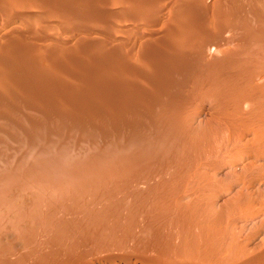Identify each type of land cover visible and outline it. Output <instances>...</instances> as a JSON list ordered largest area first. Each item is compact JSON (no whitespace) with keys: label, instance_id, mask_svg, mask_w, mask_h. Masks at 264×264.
<instances>
[{"label":"rangeland","instance_id":"1","mask_svg":"<svg viewBox=\"0 0 264 264\" xmlns=\"http://www.w3.org/2000/svg\"><path fill=\"white\" fill-rule=\"evenodd\" d=\"M0 58V264H264V0H0Z\"/></svg>","mask_w":264,"mask_h":264},{"label":"bare ground","instance_id":"2","mask_svg":"<svg viewBox=\"0 0 264 264\" xmlns=\"http://www.w3.org/2000/svg\"><path fill=\"white\" fill-rule=\"evenodd\" d=\"M60 6H61V5H60ZM133 12H134V11H133ZM100 13H101V12H100ZM193 32H194V31H193ZM251 35H252V34H251ZM254 36H255V35H254ZM181 37H182V36H181ZM260 37H261V36H260ZM251 38H252V37H251ZM251 38L249 37L248 39H247V38H246V39H247V41H248V40L251 39ZM252 39H253V38H252ZM252 39H251V40H252ZM243 40H244V39H243ZM253 40H254V39H253ZM258 40H259V39H258ZM183 41H184V40H183ZM187 45H188V44H187ZM11 47H12V46H11ZM178 47H179V46H178ZM135 50H136V49H135ZM184 50H185V49H184ZM171 51H172V50H171ZM186 52H187V51H186ZM177 53H178V52H177ZM181 53H185V52H181ZM60 54H61V53H60ZM114 54H116V53H114ZM114 54H113V55H114ZM185 54H186V53H185ZM57 55H58V54H57ZM78 55H79V54H78ZM170 55H172V54H170ZM179 55H180V54H179ZM54 56H55V55H54ZM118 56H119V53H118ZM120 56H121V55H120ZM120 56H119V57H120ZM123 56H124V55H123ZM109 57H110V56H109ZM109 57H108V58H109ZM54 58H56V57H54ZM61 58H62V57H61ZM67 58H68V57H67ZM87 58H88V57H87ZM111 58H112V57H111ZM120 58H121V57H120ZM120 58H119V60H120ZM122 58H123V57H122ZM153 58H154V57H153ZM182 58H183V57H182ZM116 59H117V58H116ZM5 60H6V59H5ZM5 60H1V58H0V62H1V64H2V65L5 64V66H10V64H11L12 62L10 61V63H8V62H6ZM9 60H10V59H9ZM67 60H68V59H67ZM111 60H112V59H111ZM119 60H118V61H119ZM106 61H107V60H106ZM25 62H26V61H25ZM64 62H65V61H64ZM80 62H81V61H80ZM116 62H117V60L115 61V63H116ZM51 63H52V62H51ZM119 63H120V62H119ZM254 63H255V62H254ZM12 64L14 65L15 63H12ZM18 64H19V63H18ZM21 64H22V63H21ZM24 64H27V63H24ZM100 64H101V63H100ZM103 64L105 65V63H103ZM109 64H110V63H108V65H109ZM112 64H113V62H112ZM120 64H121V63H120ZM124 64H125V63H124ZM13 65H12V66H13ZM45 65H46V64H45ZM81 65H82V64H81ZM122 65H123V64H122ZM155 65H156V64H155ZM18 66H19V65H18ZM23 66H25V65H23ZM30 66H31V64H30V65H27L28 68H29ZM34 66H36V65H34ZM43 66H44V65H43ZM75 66H76V65H75ZM105 66H106V65H105ZM10 67H11V66H10ZM32 67H33V66H32ZM56 67H57V66H56ZM67 67H68V66H67ZM72 67H73V65H72ZM106 67H107V66H106ZM12 68H13V67H12ZM17 68H19V67H17ZM20 68H21V67H20ZM33 68H34V67H33ZM58 68H59V67H58ZM60 68H61V67H60ZM104 68H105V67H104ZM109 68H110V67H109ZM109 68H108V69H105V70H109ZM126 68H127V67H126ZM14 69H16V68H13L12 70H14ZM22 69H23V68H22ZM31 69H32V68H31ZM31 69H30V70H31ZM34 69H35V68H34ZM68 69H70V68L68 67ZM83 69H84V68H83ZM112 69H113V68H112ZM247 69H248V68H247ZM36 70H38V69H36ZM62 70H63V69H62ZM65 70H66V69H65ZM125 70H126V69H125ZM128 70H129V69H128ZM23 71H24V70H23ZM110 71H112V70H110ZM14 72H15V70H14ZM80 72H82V71H80ZM89 72H90V71H89ZM12 73H13V72H12ZM16 73H17V72H16ZM18 73H19V72H18ZM32 73H33V72H32ZM70 73H71V72H70ZM95 73H96V72H95ZM98 73H99V72H98ZM103 73H104V72H103ZM168 73H170V72H168ZM67 74H68V73H67ZM96 74H97V73H96ZM96 74H94V75H96ZM106 74H107V73H106ZM106 74H105V75H106ZM10 75H11V74H10ZM13 75H14V73H13ZM31 75H32V74H31ZM40 75H41V74H40ZM73 75H74V74H73ZM1 76H2V75H1ZM1 76H0V82L2 83L1 80H3V78H2ZM87 76H88V73H87ZM92 76H93V74H92ZM109 76H110V75H109ZM11 77L13 78V76H11ZM11 77H10V78H11ZM16 77H17V76H16ZM16 77L14 76L15 79H18V80H16V81L19 82V77H18V78H16ZM81 77H82V76H81ZM84 77H85V76H84ZM96 77H97V76H96ZM98 77H100V76H98ZM98 77H97V78H98ZM112 77H113V76H112ZM220 77H221V76H220ZM86 78H87V77H86ZM100 78H101V77H100ZM37 79H38V78H37ZM82 79H83V78H82ZM126 79H127V78H126ZM160 79H161V78H160ZM77 80H79V79H77ZM92 80H93V79H92ZM14 81H15V80H14ZM16 81H15V82H16ZM28 81L30 82V79L28 80L27 75H26V74H24V75L22 74V76H21V78H20V83L23 84V82H28ZM85 81H86V80H85ZM103 81H104V80H103ZM113 81H114V80H113ZM127 81H128V79H127ZM29 82H28V83H29ZM105 82H106V81H105ZM229 82H230V81H229ZM31 83H32V82H31ZM87 83H88V81H87ZM89 83H90V82H89ZM98 83H99V82H98ZM115 83H116V82H115ZM89 85H90V84H89ZM91 85H92V84H91ZM110 85H111V84H110ZM126 85H128V84H126ZM16 86H17V85H16ZM23 86H24V85H23ZM26 86H27V85H26ZM53 86H54V85H53ZM18 87H19V86H18ZM59 87H60V86H59ZM11 88H12V87H11ZM118 88H119V87H118ZM147 88H148V87H147ZM55 89H56V88H55ZM28 90H29V89H28ZM55 91H56V90H55ZM57 91H58V90H57ZM64 91H65V90H64ZM70 91H71V90H70ZM23 92H24V91H23ZM49 92H50V91H49ZM61 92H62V91H61ZM27 93H28V92H27ZM30 93H31V92H30ZM65 93H66V92H65ZM36 94H37V93H36ZM78 94H79V93H78ZM34 95H35V94H34ZM34 95H33V96H34ZM38 95H39V94H38ZM38 95H37V96H38ZM47 95H48V94H47ZM76 95H77V93H76ZM76 95H75V96H76ZM39 96H41V95H39ZM62 96H63V95H62ZM66 96H68L69 98H71L69 94H68V95L66 94ZM73 96H74V95H73ZM80 96H81V94H80ZM120 96H121V95H120ZM19 97H20V96H19ZM63 97H64V96H63ZM44 98H45V97H44ZM78 98H79V97H78ZM78 98H77V99H78ZM101 98H103V97H101ZM153 98H154V97H153ZM25 99H26V98H25ZM49 99H50V98H49ZM63 99H68V98L66 97V98H63ZM73 99H74V98H73ZM79 99H80V98H79ZM26 100H27V99H26ZM95 100H96V99H95ZM18 101L20 102L21 100L17 99V102H18ZM77 101H78V100H77ZM93 101H94V99H93ZM93 101H92V102H93ZM23 102H24V101H23ZM25 102H26V101H25ZM41 102H43V101H41ZM44 102H45V101H44ZM78 102H79V101H78ZM6 103H8V101H7ZM21 103H22V102H21ZM30 103H31L32 105H34V104H33L34 102H33V103L30 102ZM72 103H73V102H72ZM8 104H9V103H8ZM12 104H14V103H12ZM12 104H10V105L12 106ZM15 104H17V103L15 102ZM23 104H25V103H23ZM27 104H28V103H27ZM31 104H28V105L25 104V105L28 106V107H31V106H29V105H31ZM45 104H46V103H45ZM134 104H135V103H134ZM4 105H5V104H4ZM6 105H7V104H6ZM10 105H8V106H10ZM20 105H21V104H20ZM51 105H52V104H51ZM35 106H36V105H35ZM39 106H40V105H39ZM43 106H45V105H43ZM12 107H13V106H12ZM84 107H85V106H84ZM84 107H83V108H84ZM9 108H10V107H9ZM46 109H47V107H46ZM81 110H82V109H81ZM49 111H50V110H49ZM52 111H53V110H52ZM87 111H88V110H87ZM102 112H103V111H102ZM59 113L61 114L62 112H59ZM88 113H90V112H88ZM104 113H105V112H104ZM117 113H118V112H117ZM117 113H116V114H117ZM122 113H124V112H122ZM49 114H50V115H51V114H53V115H57V113H55V112H51V111L49 112ZM49 114H48V115H49ZM86 114H87V113H86ZM90 114H91V113H90ZM116 114H115V116H116ZM10 115H11V114H10ZM74 115H75V114H74ZM91 115H94V118H96V117L99 118V117L103 116L102 113H100V112H94V113H92ZM7 116H8V115H7ZM86 116H87V115H86ZM86 116H85V117H86ZM130 116H131V115H130ZM13 117H14V116H13ZM47 117H48V116H47ZM74 117H75V116H74ZM79 117H80V116H79ZM79 117H78V118H79ZM103 117H104V116H103ZM113 117H114V116H113ZM11 118H12V117H11ZM83 118H84V117H83ZM86 118H87V117H86ZM2 119H3V118H2ZM8 119H9V118H8ZM15 119H16V117H15ZM49 119H50V118H49ZM52 119H54V118H52ZM81 119H82V118H80V120H81ZM9 120H10V119H9ZM9 120H7V122H8ZM11 120H12V119H11ZM13 120H14V119H13ZM104 120H105V119H104ZM1 121H4V122H5L6 120L4 119V120H1ZM14 121H17V120H14ZM32 121H33V120H32ZM84 121H85V120H84ZM84 121H83V122H84ZM4 122H3V123H4ZM10 122H11V121H10ZM10 122H9V123H10ZM77 122H78V121H77ZM107 122H109V121L107 120ZM114 122H115V121H114ZM0 123H1V122H0ZM5 123H6V122H5ZM11 123H12V122H11ZM32 123H33V122H32ZM92 123H93V122H92ZM110 123H111V122H110ZM136 123H137V122H136ZM7 124H8V123H7ZM13 124L15 125V123H13ZM17 124H18V123H17ZM81 124H82V123H81ZM86 124H87V123H86ZM105 124H106V123H105ZM107 124H108V123H107ZM117 124H118V123H117ZM14 125H13V126H14ZM31 125H32V124H31ZM95 125H96V124H95ZM118 125H119V124H118ZM6 126H7V125H6ZM106 126H107V125H106ZM114 126H115V125H114ZM114 126H113V127H114ZM127 126H128V125H127ZM131 126H132V125H131ZM135 126H136V125H135ZM95 127H97V126H95ZM98 127H99V126H98ZM98 127H97L96 129L94 128V130H96L97 133H95V132H96V131H95V132H94L95 134H93L92 136H93V138L100 139V138H98V137H100L99 135L101 134V132H102V133L104 132L102 128H103V127L105 128V126H103L102 128H98ZM100 127H101V125H100ZM107 127H108V126H107ZM115 127H116V126H115ZM115 127H114V128H115ZM125 127H126V126H125ZM127 128H128V127H127ZM136 128H137V127H136ZM2 129H3V128H2ZM101 129H102V131H101ZM107 129H108V128H107ZM107 129H106V130H107ZM129 129H131V127H130ZM137 129H138V128H137ZM141 129H142V128H141ZM145 129H146V128H145ZM22 130H23V129H22ZM110 130H111V129H110ZM105 132H106V131H105ZM105 132H104V133H105ZM107 132H108V131H107ZM109 132H110V131H109ZM118 132H119V131H118ZM136 132H137V131H136ZM1 133H2V132H1ZM1 133H0V134H1ZM42 133H43V132H42ZM142 133H143V132H142ZM143 134H144V133H143ZM31 135H32V134H31ZM45 135H46V134H45ZM111 135H112V134H111ZM1 136H2V135H1ZM102 136H103V134H102ZM102 136H101V137H102ZM108 136H109V134L106 133V135L103 136V137L107 138ZM113 136H114V135H113ZM115 136H116V137H115ZM115 136H114V139H113V140H111V141L109 140L110 144H112V145H115L114 143H117V142L119 143V142H120V141H116V140H115V138H117L118 135H115ZM127 136H128V135H127ZM36 137H38V136H36ZM30 138H31V137H30ZM12 139H13V138H12ZM26 139H27V138H26ZM36 139H37V138H36ZM57 139H58V138H57ZM107 139H108V138H107ZM107 139H106V140H107ZM109 139H110V137H109ZM89 140H90V139H89ZM104 140H105V139H104ZM120 140H121V139H120ZM74 141H75V140H74ZM6 142H7V141H6ZM105 142H106V141H105ZM118 143L116 144L117 146L120 145V143H119V144H118ZM10 144H11V143H10ZM13 144H14V143H13ZM258 144H259V143H258ZM112 145H111V146H112ZM121 145H122V142H121ZM5 146H6V145H5ZM126 146H127V145H126ZM2 147H3V146H2ZM19 149H20V148H19ZM76 149H77V148H76ZM160 149H161V148H160ZM1 150H2V149H1ZM1 150H0V151H1ZM15 150H16V149H15ZM11 151H12V150H11ZM22 151H23V150H22ZM1 152H2V151H1ZM20 152H21V151H20ZM131 160H132V159H131ZM89 170H90V169H89ZM186 230H187V229H186ZM70 235H71V234H70ZM3 241H4V240H3ZM201 250H202V249H201ZM213 259H214V258H213ZM233 260H234V259H233Z\"/></svg>","mask_w":264,"mask_h":264}]
</instances>
